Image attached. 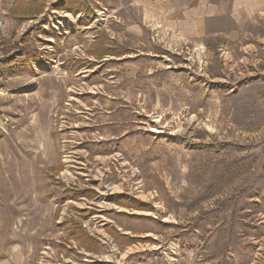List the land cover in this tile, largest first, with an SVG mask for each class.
I'll return each mask as SVG.
<instances>
[{
    "label": "rangeland",
    "instance_id": "obj_1",
    "mask_svg": "<svg viewBox=\"0 0 264 264\" xmlns=\"http://www.w3.org/2000/svg\"><path fill=\"white\" fill-rule=\"evenodd\" d=\"M163 3L0 0V264H264V11L195 43Z\"/></svg>",
    "mask_w": 264,
    "mask_h": 264
},
{
    "label": "crops",
    "instance_id": "obj_2",
    "mask_svg": "<svg viewBox=\"0 0 264 264\" xmlns=\"http://www.w3.org/2000/svg\"><path fill=\"white\" fill-rule=\"evenodd\" d=\"M151 5L152 0L150 3ZM147 10V6H145ZM264 11V0H166L160 10L161 15L150 16L153 21L161 22L165 27L171 29L184 40H218L220 38L236 39L243 23L250 19L257 18ZM138 29L135 27V33ZM218 42V41H216ZM114 230V229H113ZM112 237L115 242L118 239L127 240V247L137 248L134 252H139L137 242L144 238L153 241V246L159 238L153 232H148L145 236L130 233H119L113 231ZM152 253L151 258L145 264L155 263L159 257L153 252L156 249L147 248L143 251ZM158 251V250H157Z\"/></svg>",
    "mask_w": 264,
    "mask_h": 264
},
{
    "label": "built area",
    "instance_id": "obj_3",
    "mask_svg": "<svg viewBox=\"0 0 264 264\" xmlns=\"http://www.w3.org/2000/svg\"><path fill=\"white\" fill-rule=\"evenodd\" d=\"M1 26H2V23H0V28H1Z\"/></svg>",
    "mask_w": 264,
    "mask_h": 264
}]
</instances>
